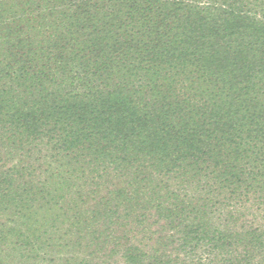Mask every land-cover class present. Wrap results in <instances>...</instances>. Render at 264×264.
Wrapping results in <instances>:
<instances>
[{"label":"trees","instance_id":"1","mask_svg":"<svg viewBox=\"0 0 264 264\" xmlns=\"http://www.w3.org/2000/svg\"><path fill=\"white\" fill-rule=\"evenodd\" d=\"M0 253L264 264V0H0Z\"/></svg>","mask_w":264,"mask_h":264},{"label":"rangeland","instance_id":"2","mask_svg":"<svg viewBox=\"0 0 264 264\" xmlns=\"http://www.w3.org/2000/svg\"><path fill=\"white\" fill-rule=\"evenodd\" d=\"M0 257H2L3 259H4V255H3V253H0ZM103 261L102 262H99L98 264H106L107 262V260H109V259H107V258H104V259H102ZM114 261V260H113ZM95 262V261H94ZM54 263V262H53ZM118 264H120V262H117ZM117 263H115V264H117ZM55 264V263H54ZM112 264H114V263H112Z\"/></svg>","mask_w":264,"mask_h":264}]
</instances>
